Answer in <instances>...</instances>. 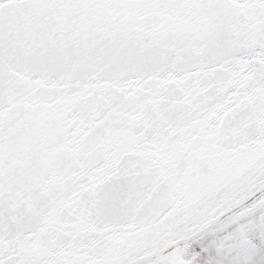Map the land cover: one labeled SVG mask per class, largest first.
Masks as SVG:
<instances>
[{
	"label": "snow or ice",
	"instance_id": "obj_1",
	"mask_svg": "<svg viewBox=\"0 0 264 264\" xmlns=\"http://www.w3.org/2000/svg\"><path fill=\"white\" fill-rule=\"evenodd\" d=\"M0 264H264V0H0Z\"/></svg>",
	"mask_w": 264,
	"mask_h": 264
}]
</instances>
